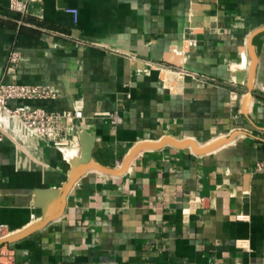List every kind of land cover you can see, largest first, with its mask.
<instances>
[{"label": "crops", "instance_id": "1", "mask_svg": "<svg viewBox=\"0 0 264 264\" xmlns=\"http://www.w3.org/2000/svg\"><path fill=\"white\" fill-rule=\"evenodd\" d=\"M261 27L264 0H42L26 13L0 0V84L53 94L10 106L83 113L68 129L71 161L44 141L23 145L0 116V225L18 235L58 215L1 262L264 264V32L246 99L248 38ZM82 131L96 139L93 162L117 169L140 143L234 139L204 154L142 151L119 176L87 171L62 212L53 197L38 206L68 182Z\"/></svg>", "mask_w": 264, "mask_h": 264}, {"label": "built area", "instance_id": "2", "mask_svg": "<svg viewBox=\"0 0 264 264\" xmlns=\"http://www.w3.org/2000/svg\"><path fill=\"white\" fill-rule=\"evenodd\" d=\"M39 1L42 0H10V10L26 13L30 2ZM67 11L74 14L75 21L78 20V11L76 9H67ZM9 60L11 65L17 66L21 61V57L18 53H12ZM47 97H53V94L45 87L2 83L0 84V116L4 117L5 122L12 120L13 123H16L10 127V131L14 133L15 139L23 145L26 142L30 144L33 140L44 141L52 144L63 153L65 159L71 161L78 153H75L71 157L66 156L64 149L69 147V143H71L69 137H67V133L70 126L75 127V120L83 117L82 111L50 112L42 108H28L23 105L11 107L9 104L10 101L33 100ZM111 118L114 123L120 121L118 116L113 115ZM4 137H6V134L0 128V141ZM73 140L77 142L79 135L73 136ZM261 166L260 164L259 168ZM245 218L243 215H237V219L239 220H244ZM13 234L14 232L7 226L0 225V264H4L1 262V259L6 257L5 250L13 245V243L6 242Z\"/></svg>", "mask_w": 264, "mask_h": 264}, {"label": "water", "instance_id": "3", "mask_svg": "<svg viewBox=\"0 0 264 264\" xmlns=\"http://www.w3.org/2000/svg\"><path fill=\"white\" fill-rule=\"evenodd\" d=\"M264 32V27H261L259 29H256L253 33L250 34L248 38V53L250 56V62L248 66V77H247V88L248 93L246 95V99L251 98V93L255 86V79H256V72H257V54L255 47L253 45V39L254 37ZM165 61L175 67H182L183 66V59L181 56L176 55L174 52H169L165 56ZM234 139V136L227 138V139H220L218 141H215L214 143L207 145V146H200L195 140L193 139H184L182 141L174 139V138H165L159 143H140L136 146V148L130 153V155L122 161L121 168H111V167H105L101 166L95 162H93V150L95 147V137L90 135L86 131H82L79 134V141L81 143V154L79 158L74 159L72 162L73 165L71 167V173L68 182L64 185L62 189L59 190H48L44 191L41 195H39L36 199L38 206H45V198L53 197L55 198L56 204L59 207L60 212L64 210L66 197L71 188L74 186V184L89 170L95 169L101 173L109 174V175H116L119 176L123 172H125L131 163V161L142 151L145 150H156L161 149L166 145H171L175 148L184 149V148H191L194 152L199 154L208 153L210 151L216 150L217 148L223 146L226 143L231 142ZM58 215H54L52 217L46 218L42 223L39 225L33 226L30 229H27L26 231L22 233H18V235H13L11 238H9L6 242L8 243H14L16 241H19L26 236L30 235L31 233L43 228L46 226L49 222H51L54 218H56Z\"/></svg>", "mask_w": 264, "mask_h": 264}, {"label": "bare ground", "instance_id": "4", "mask_svg": "<svg viewBox=\"0 0 264 264\" xmlns=\"http://www.w3.org/2000/svg\"><path fill=\"white\" fill-rule=\"evenodd\" d=\"M244 68H246V67H244ZM64 152H65V154H66L67 157H71V156L75 155L76 149H75L74 146H72V147H66L64 149Z\"/></svg>", "mask_w": 264, "mask_h": 264}, {"label": "rangeland", "instance_id": "5", "mask_svg": "<svg viewBox=\"0 0 264 264\" xmlns=\"http://www.w3.org/2000/svg\"><path fill=\"white\" fill-rule=\"evenodd\" d=\"M222 139V138H221ZM218 140H220V139H217L216 141H218Z\"/></svg>", "mask_w": 264, "mask_h": 264}]
</instances>
